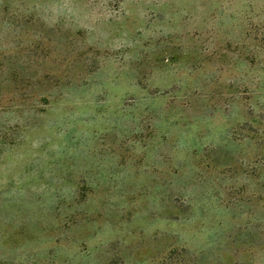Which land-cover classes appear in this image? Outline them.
I'll use <instances>...</instances> for the list:
<instances>
[{
    "label": "rangeland",
    "instance_id": "rangeland-1",
    "mask_svg": "<svg viewBox=\"0 0 264 264\" xmlns=\"http://www.w3.org/2000/svg\"><path fill=\"white\" fill-rule=\"evenodd\" d=\"M0 264H264V0H0Z\"/></svg>",
    "mask_w": 264,
    "mask_h": 264
}]
</instances>
